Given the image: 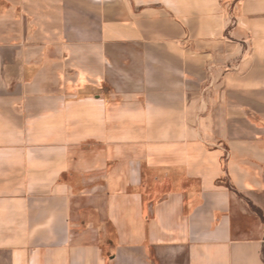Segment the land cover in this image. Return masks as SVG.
Masks as SVG:
<instances>
[{
    "label": "crops",
    "instance_id": "obj_1",
    "mask_svg": "<svg viewBox=\"0 0 264 264\" xmlns=\"http://www.w3.org/2000/svg\"><path fill=\"white\" fill-rule=\"evenodd\" d=\"M0 264H264V0H0Z\"/></svg>",
    "mask_w": 264,
    "mask_h": 264
},
{
    "label": "trees",
    "instance_id": "obj_2",
    "mask_svg": "<svg viewBox=\"0 0 264 264\" xmlns=\"http://www.w3.org/2000/svg\"><path fill=\"white\" fill-rule=\"evenodd\" d=\"M256 212L260 215V212L258 210H256Z\"/></svg>",
    "mask_w": 264,
    "mask_h": 264
}]
</instances>
